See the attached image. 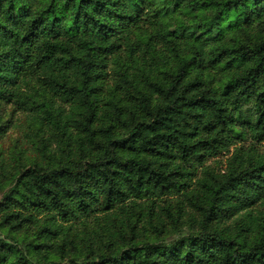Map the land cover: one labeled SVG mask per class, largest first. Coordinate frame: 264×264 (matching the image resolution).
I'll use <instances>...</instances> for the list:
<instances>
[{
    "label": "trees",
    "instance_id": "16d2710c",
    "mask_svg": "<svg viewBox=\"0 0 264 264\" xmlns=\"http://www.w3.org/2000/svg\"><path fill=\"white\" fill-rule=\"evenodd\" d=\"M0 108V264H264V0H0Z\"/></svg>",
    "mask_w": 264,
    "mask_h": 264
},
{
    "label": "rangeland",
    "instance_id": "374dc122",
    "mask_svg": "<svg viewBox=\"0 0 264 264\" xmlns=\"http://www.w3.org/2000/svg\"><path fill=\"white\" fill-rule=\"evenodd\" d=\"M14 114H15V112L12 110V108H8V109L0 108V116L2 117V121L5 123L8 120L14 119L15 118ZM8 134H11V136H12V143L10 140L7 141V143H11V144H9V147H13L14 144L16 143V141L18 140L19 136H20L19 130L14 129L11 126V128L8 129ZM8 139H10V136L8 137ZM2 197H3V193L0 192V202L2 201ZM190 232H192V230L189 227H185L180 233H178V232L173 233L167 239H168V241H174V240L178 239L181 235H187Z\"/></svg>",
    "mask_w": 264,
    "mask_h": 264
}]
</instances>
